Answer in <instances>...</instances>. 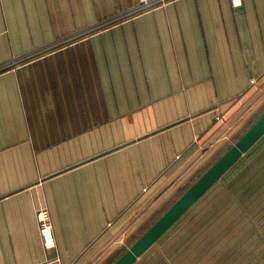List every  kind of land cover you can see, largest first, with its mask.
I'll use <instances>...</instances> for the list:
<instances>
[{
	"label": "crops",
	"instance_id": "obj_1",
	"mask_svg": "<svg viewBox=\"0 0 264 264\" xmlns=\"http://www.w3.org/2000/svg\"><path fill=\"white\" fill-rule=\"evenodd\" d=\"M263 96L264 0H0V264H111Z\"/></svg>",
	"mask_w": 264,
	"mask_h": 264
},
{
	"label": "rangeland",
	"instance_id": "obj_2",
	"mask_svg": "<svg viewBox=\"0 0 264 264\" xmlns=\"http://www.w3.org/2000/svg\"><path fill=\"white\" fill-rule=\"evenodd\" d=\"M136 264H264V140Z\"/></svg>",
	"mask_w": 264,
	"mask_h": 264
},
{
	"label": "water",
	"instance_id": "obj_3",
	"mask_svg": "<svg viewBox=\"0 0 264 264\" xmlns=\"http://www.w3.org/2000/svg\"><path fill=\"white\" fill-rule=\"evenodd\" d=\"M264 138V105L111 264H136Z\"/></svg>",
	"mask_w": 264,
	"mask_h": 264
},
{
	"label": "built area",
	"instance_id": "obj_4",
	"mask_svg": "<svg viewBox=\"0 0 264 264\" xmlns=\"http://www.w3.org/2000/svg\"><path fill=\"white\" fill-rule=\"evenodd\" d=\"M143 7H149L154 4H163L169 0H139ZM232 2L239 3L240 0H232ZM37 221L40 227L41 238L46 246H51L52 243V222L49 215V211L46 208H42L37 213Z\"/></svg>",
	"mask_w": 264,
	"mask_h": 264
},
{
	"label": "trees",
	"instance_id": "obj_5",
	"mask_svg": "<svg viewBox=\"0 0 264 264\" xmlns=\"http://www.w3.org/2000/svg\"><path fill=\"white\" fill-rule=\"evenodd\" d=\"M263 140H264V138H263V139H262V140H261L256 146H254V147L252 148V150H251L249 153H251L253 150H255V148H256V147H257V146H258ZM249 153H248V154H249ZM238 163H239V162H238ZM238 163H237V164H238ZM237 164H236V165H237ZM236 165H235V166H236ZM235 166H234V167H235ZM234 167H233V168H234ZM233 168H232V169H233ZM232 169H231V170H232ZM231 170H230V171H231ZM230 171H229V172H230ZM229 172H228V173H229ZM228 173H227V174H228ZM227 174H226V175H227ZM226 175H225V176H226ZM216 185H217V184H216ZM216 185H215V186H216ZM212 188H213V187H212Z\"/></svg>",
	"mask_w": 264,
	"mask_h": 264
}]
</instances>
